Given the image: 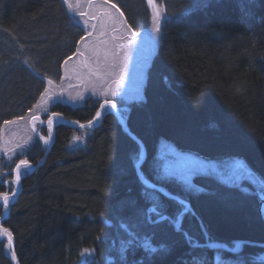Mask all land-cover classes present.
<instances>
[{"label":"trees","instance_id":"16d2710c","mask_svg":"<svg viewBox=\"0 0 264 264\" xmlns=\"http://www.w3.org/2000/svg\"><path fill=\"white\" fill-rule=\"evenodd\" d=\"M128 1L95 3L102 7L115 3L128 28L137 33L145 26L149 11L145 0H134L135 11ZM165 1L155 0L163 6ZM66 4V0H0V194L16 191L13 170L21 159L37 166L47 149L35 138L7 157L2 152L1 134L5 121L33 115L49 81H61L64 63L72 60L79 48L85 30L72 21ZM185 4L163 22L157 51L141 86L143 99L127 104L113 100L118 109H126L122 120L132 135L122 130L110 109L104 110L88 134L84 129L56 122L54 140L44 162L34 171L22 172L21 190L1 223L12 233L18 264H187L190 253L210 254L209 248H193L183 239L191 232L189 221L197 228L193 218H184L173 232L168 221L151 225L148 234L153 238H146L156 252L146 250L152 247H144L125 232L131 230L128 225L132 221L136 229L146 224L151 201L145 192L159 197L157 213H151V220L173 217L182 207L174 199L151 193L138 178L134 164L142 150L139 142L146 150L140 167L144 179L190 202L199 214L204 207L209 217L206 220L202 214L199 216L211 238L264 242V220L257 213V197L252 192L243 194L208 175H197L194 180H200L203 188L210 185L213 193L196 192L191 198L185 196L180 181L162 178L158 150L165 142L205 161L240 159L264 186V0H200L195 5ZM135 12L139 17L145 14L146 19L134 21ZM35 34L42 38L37 39ZM55 34L52 43L56 48L44 49L45 39ZM101 103L93 97L79 104L55 101L45 117L51 112L72 123H88ZM118 112L121 116L123 109ZM41 133L45 134L43 126ZM223 195L232 199H224ZM206 198L208 206L200 207ZM218 201L232 208L218 207L227 214L228 223L236 221L231 214L238 217L236 212H243L250 220L244 222L246 217H241L239 222L256 226L257 232L224 231L223 224L213 219ZM236 201L242 205L239 207ZM2 214L0 202V217ZM210 223L215 225L216 233ZM154 236L161 238L160 243H155ZM1 237L0 264H14ZM173 238L180 240L166 249ZM243 249L254 254H250L253 262L249 264H264L256 257L264 248ZM86 251L89 256L82 260ZM138 254L140 258L132 257ZM212 255L214 262L217 250H212ZM220 255L221 264L235 262L230 252L220 250Z\"/></svg>","mask_w":264,"mask_h":264},{"label":"rangeland","instance_id":"374dc122","mask_svg":"<svg viewBox=\"0 0 264 264\" xmlns=\"http://www.w3.org/2000/svg\"><path fill=\"white\" fill-rule=\"evenodd\" d=\"M83 1L67 0L66 5L72 15L71 16L72 21H76L81 24V26L85 30V36L83 37V39L81 37L80 46H78L79 48H77L73 59L67 60L64 63L61 72V81L58 84L49 83L46 88V91L43 94H41V98L39 99L36 108L33 111V115L31 116L30 114L26 118L13 120L14 122L6 123L4 125L3 132L1 134V148H2V152L5 155H7V157L8 156L12 157L19 151L20 147L22 149L23 146L30 144L33 139L35 138L40 139L41 136H43L45 140H47V143H45L44 140H42L43 143L42 145L44 146V148L48 146L51 137L48 136L47 121L48 118L51 117V115L54 113L50 112V115H47L46 117L45 114L49 113L48 110L51 104H53L55 101H65L70 104H79L85 98L93 97V98H97L99 101H103V100L113 101L114 98H117L122 104H127L130 100L138 99L137 97L141 96V86L146 76L147 66L158 48L159 36L163 26V22L166 19H170V17L173 16L176 12L184 8V6L187 5L185 3L191 2L193 3V5H195L200 2V0H166L165 1L166 4L165 6H163L164 5L163 3H162L163 5L157 4L155 0H153L152 4H149L148 0H145L149 11L148 19H146L145 14H141L140 17L137 15L136 12L135 15L133 14L134 16H136L135 19L133 18L134 21L143 22L146 19L145 26L141 28L142 30L135 33V35H133L134 32L128 28V24L126 20L123 19L121 14L117 12L116 9H113L111 5L102 7L100 6L101 4L95 3L97 0L94 1L87 0V2L86 0ZM128 2L131 4L128 5L132 7L131 8L132 10H134V8H136L135 7L136 2L134 0H129ZM106 9H109L113 12L112 15H110L113 17L112 19L110 18L109 15H102V13L107 12ZM72 21L71 23H73ZM67 29L70 30V27L68 26ZM35 36H39L37 37V39L41 37L40 34H35ZM56 36H57L56 34L54 36H51L50 40L48 37L47 39L49 41L45 39V42L42 47L44 49L45 48L51 49V47L55 49L57 45H54L52 42H54ZM113 37H115L116 39H113ZM2 42L3 44L6 43L5 40H3ZM121 44L127 46L126 56L124 55L123 50L117 47L118 45ZM113 52H115L116 54L114 55ZM37 54H39V52ZM116 80L120 81L119 85L114 83V81ZM112 89H116V95L112 94ZM110 108H111L110 105H107L104 108V110ZM122 109L123 112H121L122 113L121 118H124V113L126 109L122 107L118 109V107H116V110L122 111ZM34 115L39 117V119H33ZM51 118L53 119L54 124L58 121L57 116H52ZM96 122L98 121H95L94 123L92 122L91 125H89L86 128H82L84 129L83 131H85L88 134L90 130V126H93ZM42 126L44 127L45 134L41 133L42 135H40ZM78 144H79V140L77 141V145ZM141 151L142 150L138 151L137 153L138 159L136 160L134 166H136V164L139 163L140 161H142L143 163L145 160V158L141 156ZM158 157L161 161L163 172L167 171L168 173L173 174L168 179L173 178L177 181H180L181 183L180 185L184 189L183 192L187 197L195 198L196 191L195 189L188 188L184 183H182L181 180L179 179V177L181 176L191 175V183L195 185L197 188H203V187H201L202 185L199 184L200 180H194L195 179L194 177L197 175L198 176L208 175L211 178H213V180L223 183V185L225 186L231 185L230 187L237 188L238 191H241V189L244 188L248 189L249 192H252L257 197V213L259 214V217L263 222L264 211H262V209H264V199H261L260 195H258L259 192L264 190L263 182L240 159L225 158L217 161H205L194 154L177 151L171 145L165 142L160 143L158 150ZM235 165H240L243 169H246L247 172L250 174V176L243 175L242 173H237V175L240 176L239 180H237L235 176L229 177L228 175L229 170L232 168V166ZM140 167H139V171H140ZM27 169L29 170V168ZM213 169H215V171ZM24 170L26 169L21 167V171L23 172ZM217 173H220L221 175H218ZM145 181H141L144 186H146L147 184V183L145 184ZM253 181H255V183ZM215 186L216 185H214V187ZM203 189L205 192L208 191L210 193L211 191L210 185L208 184H206V187ZM208 192L207 194H209ZM211 193L213 192L211 191ZM242 193L245 194L244 192ZM172 196L178 197L173 194ZM209 197H213V195ZM216 197H219V195L217 194ZM223 197L224 199L231 198L228 195L227 196L223 195ZM180 200L186 201L185 199H181V198ZM220 201H222V199ZM0 202L2 203V200H0ZM186 203H188L191 206L192 211H190L188 207L186 209L185 205L179 203V205L182 207H179L180 210L178 211V213H176L173 217L164 216L167 217V219L160 220V222H153L156 218L154 220H151L150 218L151 214L148 213L146 209V215H147L146 218L149 217V219L147 218L146 224L141 225L142 228L136 229L135 223L132 221V224L128 225L131 228V230L125 232L128 234L129 237H132L134 241L136 240L141 241L144 247L149 248V245L151 246V244L146 237L149 235L148 236L149 239L153 238L151 234H148V232L151 231L152 229L150 227L151 225H156V224L160 225L161 222L166 223V221H168V223L173 225V228H170L172 230L175 228H179L182 225L184 218L188 217V220L190 218H193L196 223L194 225H196L197 228L194 229V226L190 225L192 221H189V223L190 222L191 223L188 226L190 227L191 232L186 233L187 237L192 238V241L197 242L201 245H205L210 241L215 242L217 244H222V243L226 244V242L233 243L232 246H230L228 243L226 244L230 248L234 247V242L236 241H251L250 243L243 244L241 249V254L238 255L239 257L236 254L233 253L231 254H233L232 256L234 260L235 261L240 260L241 264H249L253 262V260H251L252 259L251 255L254 254H251L249 252H248L249 254L243 252L244 250L243 247L244 246L257 247L254 245L256 244L255 242L257 241H252L248 239H238V240L227 239V241H221V240L219 241L215 237L211 238L203 230L205 226L203 225L202 220L200 218L202 214L204 219L207 220V218L209 217L208 211H206L205 208L203 207L204 209L203 208L199 209V211L201 212V214H199L197 210L193 208L190 202L186 201ZM208 203L209 201L206 198V200L203 201L202 204H200L201 206L200 205L199 206L202 207L204 205L207 207ZM10 204H12L11 198H9V206ZM228 204L229 203L226 204V202H219L217 204L218 206H216L217 207L216 210H214V213L216 214H214L213 219L214 221L218 222V224H223L222 228L224 229V231L236 230L244 234L257 232L256 226H251L250 224L246 225L244 223L246 222V220H250V217H248V214H246L247 216H245L243 212L237 211L236 213L238 214V217H236L237 215L234 216L233 214H231L233 218L232 220L236 219V221L238 222L232 221L233 223L231 222L228 223L226 221L227 214L225 213V211H223V210H230L231 207H229ZM241 205L242 204L240 203L238 204L239 207ZM219 206L223 210H219L220 209V208L218 209ZM2 207L5 208L3 203H2ZM241 217H246V218H244L243 220ZM157 218H159V216ZM240 220H243L244 222L240 223L239 222ZM169 221H172L173 223ZM201 225L203 226V229ZM210 226L212 227V230L214 232L215 231L217 232L216 227L213 223H210ZM164 230H161L159 232L163 235L165 233ZM0 234L3 237V234L1 232ZM186 234L185 236H183V239L188 241V239L186 238ZM205 236L208 237L206 238ZM154 238H155V243L158 244L161 238L156 236H154ZM157 238L158 240L156 242ZM219 238H224V237L221 236ZM179 240L177 239L174 240L173 238L172 242L167 243V245H165L166 249L172 248L171 246H173L174 243H178ZM257 243H261V241ZM151 247L154 248L153 246ZM257 248H261V247H257ZM262 251H264V249ZM199 255L201 256L200 260H203L204 264H213L212 250L210 251V254L207 252L205 254L203 252ZM207 255H210V258ZM256 255H257L256 257L264 256V252H260V254H256ZM88 256H89V252L88 251L84 252L82 254V260L84 258H87ZM192 261L193 259L190 262Z\"/></svg>","mask_w":264,"mask_h":264},{"label":"snow or ice","instance_id":"6c2138e0","mask_svg":"<svg viewBox=\"0 0 264 264\" xmlns=\"http://www.w3.org/2000/svg\"><path fill=\"white\" fill-rule=\"evenodd\" d=\"M67 2V0H66ZM103 3L105 5H107L109 3V0H103ZM148 3L149 4H152L153 3V0H148ZM111 7L113 9H116L117 12L120 11V9L117 7V5L115 3L111 4ZM108 13L104 12L102 13V15H107ZM133 35H135V33H133ZM83 39V37H82ZM113 39H116L115 37H113ZM119 49L123 50L124 52V55L126 56L127 55V46L124 45V44H121V45H118L117 46ZM113 54L115 55L116 53L113 52ZM49 83H51V81H49ZM115 84L119 85L120 84V81L119 80H116L114 81ZM112 94L113 95H116V89H112ZM138 99H143L142 96H138L137 97ZM101 107L103 108L104 105H101ZM112 108H116V105L115 104H112ZM101 115L100 112H97L96 113V116L99 117ZM33 119H39V117L37 116H33ZM11 122H14V121H5V123H11ZM89 125H91L92 121H89L88 122ZM53 124H54V121L51 117L48 118V121H47V126H48V136L51 137L52 136V132H53ZM81 128L84 127L83 124L80 125ZM35 131V129H34ZM41 140H44L45 143H47V140H45V138L43 136L40 137ZM144 155V152H143V149L141 151V156L143 157ZM21 166H23L24 169H27L30 167V164L27 160H24V159H21L19 161L18 164H16V168H15V174H16V181L19 182L21 176H22V171H21ZM215 171V169H213ZM237 173H242L243 175H249L250 174L247 172L246 169H243L240 165H235V166H232V168L229 170V177H232V176H235L237 180H239L240 176L237 175ZM218 175H221L220 173H217ZM173 174L171 173H168L167 171H164L163 172V179H167V178H170ZM179 179L181 180L182 183H184L188 188L190 189H195L196 192H203L204 189L203 188H197L195 185H193L191 183V175H188V176H181L179 177ZM255 183V181H253ZM227 183V181H226ZM146 188L148 190H150L151 193H160L164 196H167L168 198H172V194L167 192V190L157 184H154V183H148L146 185ZM242 192H244L245 194H251L249 192L248 189L244 188V189H241ZM14 194V193H13ZM146 196H148L149 200L151 201V207H149L147 209L148 213H157V207H158V204H159V197L156 196V195H151L149 192H145L144 193ZM258 195H260V198L261 199H264V191H261L258 193ZM177 200V202L185 205L186 209H187V203L186 201H182L180 200L179 197H176L175 198ZM0 200L3 201V205L5 208H8L9 206V195L7 192L3 193V194H0ZM262 211H264V209H262ZM160 219L161 220H164V219H167V217H164V216H160ZM0 232H3V233H6L7 234V238H8V241L9 243L12 242V233L7 229V228H3V227H0ZM186 238L188 239L189 243L191 244V246L193 248H211V249H216L217 250V255H216V262L217 264H221V255H220V250L222 249H227L229 252L233 253V254H236L237 256L239 255V253L241 252V249H242V246L245 242L243 241H236L234 242V247H231V248H228L227 245H223V244H217L215 242H209L205 245H201L197 242H194L192 241V238L191 237H187V234H186ZM129 243H131V241H129ZM146 250H150L152 252H156L157 249L156 248H150V249H146ZM12 259L13 261L16 260V256H15V253L13 252L12 253ZM259 259L261 261H264V256H261L259 257ZM195 264H203V260H196L195 261ZM233 264H241V261L240 260H237L235 262H233Z\"/></svg>","mask_w":264,"mask_h":264},{"label":"water","instance_id":"95a60500","mask_svg":"<svg viewBox=\"0 0 264 264\" xmlns=\"http://www.w3.org/2000/svg\"><path fill=\"white\" fill-rule=\"evenodd\" d=\"M112 102V104H115L113 101H111ZM106 103H108V101H106V102H103V103H101V105H103V104H106ZM101 105H100V108H99V112L100 113H102V107H101ZM112 112H113V114H114V116H115V118H116V120H117V122L121 125V127H122V129L128 134V135H132L131 133H130V131L127 129V127L122 123V121H121V117H120V114L118 113V111L116 110V108H112V110H111ZM52 116H57L58 118H59V123L58 124H64V125H67V126H70V127H72V128H81L80 127V123H76V124H73V123H70L68 120H66L63 116H61V115H59V114H52L51 115V117ZM101 116V115H100ZM100 116L99 117H97V116H95L93 119H92V122L93 121H96L97 119H99L100 118ZM84 125V127H86L87 125H89V123H84L83 124ZM54 125H53V132H52V138H51V142H50V145H49V147H48V150L46 151V154L48 153V151L50 150V147L52 146V143H53V139H54ZM140 143V145H141V148L143 149V152H144V155H143V157L145 158V156H146V150H145V147L143 146V144L141 143V142H139ZM19 163V162H18ZM17 163V164H18ZM141 163H142V161H140L139 163H137L136 164V166H135V168H136V173H137V176H138V178L140 179V181H145V180H143L144 178H143V176H142V174L140 173V171H139V167H140V165H141ZM15 168H16V166H15ZM15 168H14V170H13V179L15 180V182L17 183V185H18V189H17V191L14 193V194H8L9 195V198H11V199H13V200H15L17 197H18V194H19V192H20V190H21V185H20V181L19 182H17L16 181V175H15ZM32 169L34 170L35 169V167H32ZM147 182L145 181V184H146ZM148 184V183H147ZM146 184V185H147ZM168 192V191H167ZM172 198H176V197H174V196H172ZM176 200V199H175ZM177 201V200H176ZM2 203H3V201H2ZM187 207L190 209V211H192V209H191V206L187 203ZM5 209V213H4V215L0 218V221H2L3 219H6V217L8 216V213H9V206H8V208H4ZM194 214V213H193ZM198 217V216H197ZM148 219H149V217H148ZM199 219V218H198ZM160 220L161 219H157V220H155L154 222H160ZM202 226V225H201ZM1 227V226H0ZM4 228V227H3ZM202 229H203V226H202ZM204 230V229H203ZM2 234H3V238L6 240V242H7V244H8V246L10 247V249H11V253H13L14 252V250H13V245H12V242L11 243H9V241H8V238H7V234L6 233H3V232H1ZM206 238L208 237V236H205ZM207 240V239H206ZM243 242H245V243H250L251 241H243ZM256 244H254L255 246H257V247H261V248H264V243L263 242H261V243H257V242H255ZM223 245H226V244H224V243H222ZM228 246V245H227ZM228 248H229V246H228ZM16 256V255H15ZM14 264H18L17 263V260H15L14 261Z\"/></svg>","mask_w":264,"mask_h":264},{"label":"bare ground","instance_id":"6f19581e","mask_svg":"<svg viewBox=\"0 0 264 264\" xmlns=\"http://www.w3.org/2000/svg\"><path fill=\"white\" fill-rule=\"evenodd\" d=\"M106 101H108V103H106V104H103L104 105V107L102 108V116H103V113H104V108L107 106V105H110V107L112 108V102L110 101V100H105V101H103V102H106ZM102 102V103H103ZM101 105V104H100ZM99 108H100V106H99ZM99 108H98V112H99ZM111 108H110V111H111ZM54 114H58V113H54ZM60 115V114H59ZM62 116V115H61ZM58 118V117H57ZM59 119V118H58ZM70 123H72V122H70ZM58 124V123H57ZM73 124H76V123H73ZM80 124H84V123H80ZM54 126H56V124H54ZM87 127V126H86ZM86 127H83V128H86ZM55 128V127H54ZM82 129V128H81ZM51 138H52V136H51ZM51 138H50V142H51ZM41 140V139H40ZM54 140V139H53ZM41 142H42V140H41ZM50 142H49V144H48V146H47V149H46V151L48 150V147H49V145H50ZM43 144V143H42ZM51 148V147H50ZM46 151H45V154H44V157H42V160H41V162L37 165V166H39V165H41L43 162H44V160H45V157H46V155L48 154H46ZM49 152V151H48ZM30 164V167H29V169L31 170V171H34L36 168H37V166H33L31 163H29ZM21 167H23V166H21ZM32 167H35V169L33 170L32 169ZM220 184H223V183H220ZM13 193H15V191L13 192ZM13 193H11V194H13ZM12 201H14L13 199H12ZM4 213H5V209L3 208V214L2 215H4ZM2 217V216H1ZM0 217V218H1ZM7 218V217H6ZM5 219H3L2 221H4ZM1 223L2 222H0V226L1 227H3L2 225H1ZM6 241V240H5ZM257 242H259V241H257ZM7 243V242H6ZM8 245V244H7ZM12 245H13V242H12ZM8 248H9V250H10V252H11V249H10V247L8 246ZM13 250H14V248H13ZM208 250H212V249H208ZM207 251V250H206ZM15 253V252H14ZM201 253H203V252H201ZM201 253H199V252H196V253H190V260H192L193 259V261L192 262H190V263H187V264H195V261L196 260H200L201 259V256L199 255V254H201ZM208 253V252H207ZM12 254V253H11ZM189 254V253H188ZM206 254V253H205ZM134 259H138V258H140V255L138 254V255H135V256H132ZM204 264V263H203Z\"/></svg>","mask_w":264,"mask_h":264},{"label":"clouds","instance_id":"9594fccd","mask_svg":"<svg viewBox=\"0 0 264 264\" xmlns=\"http://www.w3.org/2000/svg\"><path fill=\"white\" fill-rule=\"evenodd\" d=\"M239 91V89H237Z\"/></svg>","mask_w":264,"mask_h":264}]
</instances>
